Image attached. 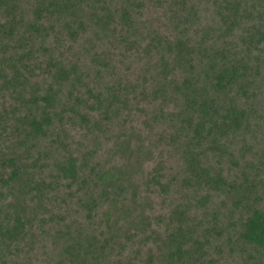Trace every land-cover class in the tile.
<instances>
[{
  "label": "trees",
  "instance_id": "obj_1",
  "mask_svg": "<svg viewBox=\"0 0 264 264\" xmlns=\"http://www.w3.org/2000/svg\"><path fill=\"white\" fill-rule=\"evenodd\" d=\"M0 264H264V0H0Z\"/></svg>",
  "mask_w": 264,
  "mask_h": 264
}]
</instances>
